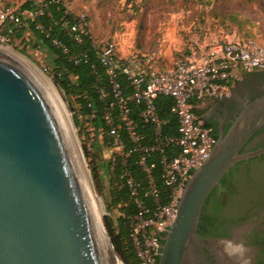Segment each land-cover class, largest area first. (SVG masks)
<instances>
[{
    "label": "water",
    "instance_id": "obj_1",
    "mask_svg": "<svg viewBox=\"0 0 264 264\" xmlns=\"http://www.w3.org/2000/svg\"><path fill=\"white\" fill-rule=\"evenodd\" d=\"M6 48L0 46V264H125L70 119L38 74ZM263 128L264 94L244 102L187 181L157 264H235L222 243L201 234V218L223 178L264 154L243 152Z\"/></svg>",
    "mask_w": 264,
    "mask_h": 264
},
{
    "label": "built area",
    "instance_id": "obj_2",
    "mask_svg": "<svg viewBox=\"0 0 264 264\" xmlns=\"http://www.w3.org/2000/svg\"><path fill=\"white\" fill-rule=\"evenodd\" d=\"M43 14L42 7L15 13L6 9L4 3L0 1V46L11 45L9 37L2 34L7 23L25 29L33 25L37 31L49 37L44 26L37 22ZM69 32L78 43L82 42L83 36L89 35L91 48L110 78L113 100L107 105L102 117L107 130L105 131L103 127L98 128L96 137L99 141H107V147L113 150L110 159L111 172H114L118 158L125 164L133 153H139V166L149 180V189L145 196L152 197L157 202L158 190L151 175L153 166L146 164V155L155 151L162 153L164 147L170 144L181 148V153L172 161L168 162L166 157L162 160V178L166 186L172 190L171 202L166 206L156 203L150 219L145 218L148 209L139 198V184L127 170L121 174L139 210L134 219L132 232L137 255L141 264H157L161 245L158 236L168 232L175 219L177 205L187 181L209 158L216 142L212 128L197 117L191 101L224 98L231 93L243 74L264 71V44L255 40L216 43L197 57L181 59L171 68L159 69L153 60H145L144 63L139 56L122 58L113 42L98 41L94 35H90L89 18L84 13L77 16ZM9 33H12V30H9ZM52 42L54 46L62 49L63 54L75 65L89 61L87 53L72 55L62 41L53 39ZM117 70L129 80L131 95L125 97L120 85L115 81ZM100 95L102 99L107 96L104 90H100ZM161 95L174 100L171 113L179 120L178 138L162 136L165 122L159 117L155 105V100ZM131 104L141 106L139 116L142 123L154 127V140L150 146L144 145V137L138 134V124L131 118ZM115 110L119 112L120 124H116L113 115ZM96 118L95 111L86 118L91 123L89 131L93 130L92 121ZM79 119L83 120V117L79 116ZM87 125L86 123L85 127ZM80 129L77 128L79 131ZM121 129L125 130L133 144L130 150H126L120 134ZM83 140L86 138L83 137ZM87 145L90 147V144ZM149 229H152L151 233Z\"/></svg>",
    "mask_w": 264,
    "mask_h": 264
},
{
    "label": "trees",
    "instance_id": "obj_3",
    "mask_svg": "<svg viewBox=\"0 0 264 264\" xmlns=\"http://www.w3.org/2000/svg\"><path fill=\"white\" fill-rule=\"evenodd\" d=\"M4 3L5 8L19 13L24 10H33L38 7L43 8L44 14L37 19V22L41 23L45 31L49 33V37H46L44 33L37 31L32 25L29 30L32 31L41 43L50 51L52 54V73L54 75V83L62 91L65 99L67 100L69 107L73 113V120L75 126L80 129V135L86 140H83L86 148L88 147V141L91 140L90 147L93 148V143L97 139V130L103 127L107 130L102 119L103 113L109 103L112 102L113 98L111 95V82L107 75L106 69L100 64L97 54L91 48V40L89 35L83 36L82 42L78 43L75 41L73 35L69 32L70 27L76 21L79 15L76 10L73 9V0H60L53 2L49 0H17V3L10 4L8 0H0ZM19 1V2H18ZM127 4L134 3L137 0H126ZM144 1V0H141ZM214 1H231V0H214ZM8 25H12V33H9L7 29ZM23 29L14 26L13 24L7 23L2 31V34L8 36L11 45L17 50L32 58L25 49L15 46V39H19L23 36ZM90 35H93L90 30ZM53 39H58L70 50L72 55H80L87 53L89 61L87 63L82 62L75 65L72 61H69L68 56L63 54L62 49L53 45ZM241 40L242 42L249 41ZM112 42V41H110ZM145 63V58L141 57ZM115 81L120 85L123 95L129 96L132 94V88L129 80L121 74L120 70H117V76ZM100 90H104L106 93L105 98H101ZM193 105V111L196 114L195 106L199 101H191ZM174 104L173 98L169 96H159L155 100V105L159 117L165 122L162 128L163 137H179V120L171 113V107ZM131 118L138 124V134L144 137V145L150 146L154 140V127L149 124H143L140 119L141 106L131 104ZM95 111L97 118L92 121L93 130L89 131L91 123L86 120L92 112ZM116 124H120V116L118 110L113 112ZM79 116L83 117V120L79 119ZM88 124L85 127V124ZM122 140L125 143L126 150L133 148V144L127 137V133L124 129L120 131ZM94 136V137H91ZM88 140V141H87ZM88 142V143H87ZM102 145L107 146V141H102ZM181 153V148L175 144H170L164 147L163 152L155 151L146 155V164L153 166L151 169L152 179L158 190L157 202L152 197L145 196L149 189V180L147 179L146 173L139 166V153H133L125 162L122 164V159L118 158L114 172L111 174V192L110 199L107 203L108 211L117 210L119 216L116 221H109L108 230L112 239V243L115 247L117 254L123 260L125 264H141V260L137 255V251L132 239L133 224L135 217L139 214V210L131 198L130 191L126 185L125 179L121 178V174L124 170H127L139 184V198L148 209L145 218L150 219L155 209L156 203L161 206H166L171 202L172 190L166 186L162 175H163V163L164 157L169 161H172ZM88 158L93 162L94 170L93 175L97 178V155L93 152H88ZM111 166V161H108ZM233 171V170H232ZM231 171V172H232ZM223 184V180H222ZM213 194L208 199L200 223V231L207 225L206 209L211 202ZM152 229H149L151 233ZM166 233L158 236L159 243L162 244L161 237L165 236ZM159 256L157 257V262Z\"/></svg>",
    "mask_w": 264,
    "mask_h": 264
},
{
    "label": "rangeland",
    "instance_id": "obj_4",
    "mask_svg": "<svg viewBox=\"0 0 264 264\" xmlns=\"http://www.w3.org/2000/svg\"><path fill=\"white\" fill-rule=\"evenodd\" d=\"M8 2L15 4L17 0ZM72 7L92 21V26L100 34L99 38L94 35L98 41H112L119 55L145 57L155 61L159 69L171 68L181 59L197 57L216 43L250 39L264 44V0H137L131 4L126 0H73ZM6 47L23 54L13 45ZM38 52L32 58L23 55L51 80L65 106L92 186L101 200L103 220L109 234V221L115 222L119 216L116 209L110 212L107 208L112 174L108 161L113 150L102 145L101 140H96L92 149L86 148L69 104L54 83L48 58L44 56V50L38 49ZM88 142L90 144L91 140ZM88 152L98 157L97 178L93 175L94 165Z\"/></svg>",
    "mask_w": 264,
    "mask_h": 264
},
{
    "label": "flooded vegetation",
    "instance_id": "obj_5",
    "mask_svg": "<svg viewBox=\"0 0 264 264\" xmlns=\"http://www.w3.org/2000/svg\"><path fill=\"white\" fill-rule=\"evenodd\" d=\"M264 94V71L246 73L231 93L221 99H209L210 108L203 122L217 138L239 115L246 100ZM264 148V128L249 142L243 152ZM232 171V170H231ZM207 225L201 234L218 243L242 242L246 258L253 264H264V154L238 164L223 178L222 190H215L206 209Z\"/></svg>",
    "mask_w": 264,
    "mask_h": 264
},
{
    "label": "crops",
    "instance_id": "obj_6",
    "mask_svg": "<svg viewBox=\"0 0 264 264\" xmlns=\"http://www.w3.org/2000/svg\"><path fill=\"white\" fill-rule=\"evenodd\" d=\"M38 2L40 0H37ZM90 30L92 31L93 35H95L96 37L99 38L100 34L97 33L96 29L94 26H92V21L90 22ZM10 28L12 29L13 26L12 25H8L7 29L10 30ZM23 29V36L19 39H15V46H19V48L21 49H25L26 52L32 57L33 54H38V49L39 50H44V56L46 58H48V62L49 64L51 65L52 63V54L50 53V51L41 43L40 39H38V37L32 32L30 31L29 29H25V28H22ZM8 30V31H9ZM94 36V37H95ZM41 54V55H43ZM120 56L122 58H128V56H125V54H120ZM246 74V73H245ZM243 74L241 77H240V80L243 78V76L245 75ZM209 99H205L204 101L202 102H199L196 106H195V109H196V115L197 117L203 122V115L205 114V112H207L210 108V103L208 102ZM204 123V122H203Z\"/></svg>",
    "mask_w": 264,
    "mask_h": 264
},
{
    "label": "bare ground",
    "instance_id": "obj_7",
    "mask_svg": "<svg viewBox=\"0 0 264 264\" xmlns=\"http://www.w3.org/2000/svg\"><path fill=\"white\" fill-rule=\"evenodd\" d=\"M6 50L12 54H14L16 57H18L19 59H21V61H23L25 64H27L28 66H30L39 76V78L41 79V81L45 84V86L48 88L49 92L52 94L53 98L56 100V102L58 103V105L60 106L62 113L64 114V116L66 117V120L69 121V116L68 113L65 109V106L62 103V100L57 92V90L55 89L54 85L52 84L51 80L46 77L44 75V73H42L33 63H31L28 59H26L24 56L20 55L19 53L15 52L14 49H10V48H6ZM101 211H102V207L100 206L101 203L98 204Z\"/></svg>",
    "mask_w": 264,
    "mask_h": 264
},
{
    "label": "clouds",
    "instance_id": "obj_8",
    "mask_svg": "<svg viewBox=\"0 0 264 264\" xmlns=\"http://www.w3.org/2000/svg\"><path fill=\"white\" fill-rule=\"evenodd\" d=\"M221 248L223 255L228 256L235 262V264H242V261L247 256L248 250L245 245L236 240H225L222 243Z\"/></svg>",
    "mask_w": 264,
    "mask_h": 264
}]
</instances>
